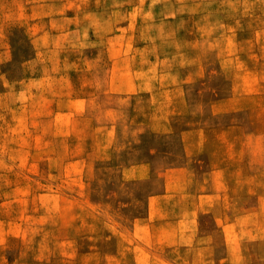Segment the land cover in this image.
Masks as SVG:
<instances>
[{"label":"rangeland","instance_id":"1","mask_svg":"<svg viewBox=\"0 0 264 264\" xmlns=\"http://www.w3.org/2000/svg\"><path fill=\"white\" fill-rule=\"evenodd\" d=\"M0 264H264V0H0Z\"/></svg>","mask_w":264,"mask_h":264}]
</instances>
